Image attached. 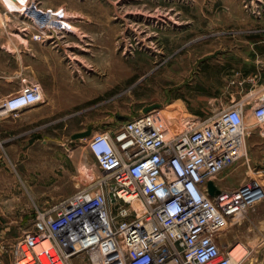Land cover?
Wrapping results in <instances>:
<instances>
[{"label": "rangeland", "instance_id": "obj_1", "mask_svg": "<svg viewBox=\"0 0 264 264\" xmlns=\"http://www.w3.org/2000/svg\"><path fill=\"white\" fill-rule=\"evenodd\" d=\"M17 1L25 0H0L11 11L20 12L23 7ZM39 1L44 8L64 9L73 25L66 45L58 49L72 74V92L64 99L55 95L52 105L57 107L49 116L48 112L39 115L45 116L39 122L40 131L56 138L57 149L75 151L79 157L91 156L89 138L75 140L74 136L90 127L93 135L151 113L159 129L171 137L189 124L216 117L220 110L213 98L218 94L208 91V62L214 63L223 40L264 39V0ZM2 20L9 37L24 38L13 28L18 25L6 22L4 16ZM246 120L254 124L253 118ZM262 129L254 128L246 140V145L260 141L254 149L257 161L264 159ZM245 149L249 161L222 173L217 178L220 187L238 188L252 178L264 185V164L253 166L254 155ZM26 166L14 175L16 188L8 189L0 203V249L8 255L34 231L39 218L62 211L71 197L84 190L83 184L96 170L81 164L69 168L70 174L63 169L33 173ZM219 245L225 250L243 246V254L248 253L243 264H264V202L230 226ZM71 264L90 263L80 256Z\"/></svg>", "mask_w": 264, "mask_h": 264}, {"label": "built area", "instance_id": "obj_2", "mask_svg": "<svg viewBox=\"0 0 264 264\" xmlns=\"http://www.w3.org/2000/svg\"><path fill=\"white\" fill-rule=\"evenodd\" d=\"M18 3L20 12L7 10L24 38L57 47L72 33L64 9ZM42 102L41 86L29 83L1 101L0 118ZM242 106L168 138L151 113L91 135L87 147L100 174L62 211L38 219L13 249V264H71L80 256L90 264H243L248 254L239 245L225 250L219 241L264 202V185L256 178L238 188L217 184L222 173L249 161L247 137L264 127V96L253 125Z\"/></svg>", "mask_w": 264, "mask_h": 264}, {"label": "crops", "instance_id": "obj_3", "mask_svg": "<svg viewBox=\"0 0 264 264\" xmlns=\"http://www.w3.org/2000/svg\"><path fill=\"white\" fill-rule=\"evenodd\" d=\"M11 6L14 7L13 4ZM2 16L6 22L12 21L14 26L18 23L14 13L0 2V102L29 83L41 86L43 102L20 111L18 117L0 118V203L6 198L8 189L16 188L14 175L25 171V163L27 170L32 169L33 173L63 169L70 174L69 168L84 164L96 169L94 176L100 174L92 155L81 154L79 157L75 151L57 149L56 138L40 131L39 122L45 116L39 115L48 112L49 116V112L57 107L52 105L56 100L55 95L64 99L72 92V74L65 65V55L58 50L66 45V41L57 47H49L29 38L9 37ZM13 28L17 30V27ZM217 50L219 55L214 63L208 62L209 69L205 71L209 94L213 89V93L218 94L213 98L214 106L221 111L243 103L245 119L252 118L257 102L264 96V39L223 40ZM208 99V104L212 105L211 96ZM58 108L64 109L66 105H59ZM253 132L256 133L255 130ZM261 132L264 135V128ZM259 144L260 141L255 140L251 145H246L250 156L254 155L253 166L264 164V159L257 161L255 158L257 151L254 149ZM73 184L76 188L79 185L74 181ZM12 252L13 249L8 255L4 249H0V264H13Z\"/></svg>", "mask_w": 264, "mask_h": 264}, {"label": "water", "instance_id": "obj_4", "mask_svg": "<svg viewBox=\"0 0 264 264\" xmlns=\"http://www.w3.org/2000/svg\"><path fill=\"white\" fill-rule=\"evenodd\" d=\"M147 112H149V110H146V111H145V113H147ZM122 120H123V119H122ZM91 135H92V127H90V128L88 129L87 132L79 133V134L75 135V136H74V139L76 140V139L90 138ZM208 187H209V190H210L211 195H213L214 192H215V187H214L213 183L210 182V183L208 184Z\"/></svg>", "mask_w": 264, "mask_h": 264}, {"label": "bare ground", "instance_id": "obj_5", "mask_svg": "<svg viewBox=\"0 0 264 264\" xmlns=\"http://www.w3.org/2000/svg\"><path fill=\"white\" fill-rule=\"evenodd\" d=\"M168 138V137H167ZM241 248H243V246L241 247V246H238V248H237V251H240V252H242L243 253V251H242V249ZM244 251H246V250H244ZM246 254H248V253H246Z\"/></svg>", "mask_w": 264, "mask_h": 264}]
</instances>
